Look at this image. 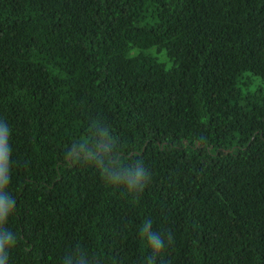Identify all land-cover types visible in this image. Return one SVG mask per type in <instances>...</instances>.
<instances>
[{"label": "trees", "instance_id": "1", "mask_svg": "<svg viewBox=\"0 0 264 264\" xmlns=\"http://www.w3.org/2000/svg\"><path fill=\"white\" fill-rule=\"evenodd\" d=\"M0 264H264V0H0Z\"/></svg>", "mask_w": 264, "mask_h": 264}, {"label": "rangeland", "instance_id": "2", "mask_svg": "<svg viewBox=\"0 0 264 264\" xmlns=\"http://www.w3.org/2000/svg\"><path fill=\"white\" fill-rule=\"evenodd\" d=\"M149 54H154L155 56L158 57V62L162 63L164 65L165 68H168L170 66V62L165 58L164 54H155V50H150L148 51ZM261 82H259V80H257L256 78L253 79V84L254 85H260Z\"/></svg>", "mask_w": 264, "mask_h": 264}]
</instances>
